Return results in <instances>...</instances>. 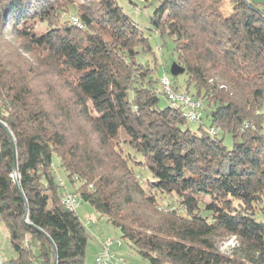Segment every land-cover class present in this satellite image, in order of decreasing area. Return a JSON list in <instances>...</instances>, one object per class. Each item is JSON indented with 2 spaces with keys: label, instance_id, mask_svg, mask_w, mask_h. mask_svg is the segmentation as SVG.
<instances>
[{
  "label": "trees",
  "instance_id": "1",
  "mask_svg": "<svg viewBox=\"0 0 264 264\" xmlns=\"http://www.w3.org/2000/svg\"><path fill=\"white\" fill-rule=\"evenodd\" d=\"M149 22L174 39L208 124L161 104L157 47L118 0H0L8 264H86L92 235L63 203L56 156L147 264H264V4L160 0Z\"/></svg>",
  "mask_w": 264,
  "mask_h": 264
},
{
  "label": "rangeland",
  "instance_id": "2",
  "mask_svg": "<svg viewBox=\"0 0 264 264\" xmlns=\"http://www.w3.org/2000/svg\"><path fill=\"white\" fill-rule=\"evenodd\" d=\"M251 1L257 2L261 6L262 4H264V0ZM118 2L131 15V17L143 27L144 32L146 33V35L149 36L152 44L157 47L158 58L160 62L158 74L162 77V75L166 71L167 74L178 86L179 92H186L187 75L185 73V68L180 65L177 61V55L174 52V39L168 34L165 36L158 34L150 28V15L156 9V6L159 5L160 0H118ZM228 7L230 8L231 5H228ZM163 91L166 95V90L163 89ZM165 95L162 96L161 100V104L163 106L169 105L170 103L168 95ZM203 118V121L208 124L209 121L207 120L205 113ZM188 125L191 126L193 129H196L199 126V122H189ZM212 130L213 129H211V132L214 131ZM225 143L227 147H232L233 138L230 134L226 136ZM55 162L57 166H53L57 167V173H54L57 175V180L58 175H60L63 178V182L66 183L64 186L61 185V187H63V189L65 190V194L69 191L77 192L71 188L65 172L59 166V157H55ZM163 202L168 203L167 200H164ZM75 213H78L77 215H79L80 220L88 227L92 235L87 245V252L85 257L86 264L92 263L96 254L99 252L98 249L100 242L106 239L107 237L119 238L120 240H122L123 245L121 247H115L119 253L127 255L130 259L139 264H147V262L143 260V258L133 248L130 247L129 243L121 238L120 230L114 227L112 223L108 222L105 216H101V214L89 202L83 201ZM87 215H91L95 219V222L87 223ZM236 245H238L236 237L220 238L217 243L220 252L224 253L225 255H230L232 252V248ZM0 253L4 257L6 262H8L12 257L16 255L12 246L11 239L9 238V230L7 228V225L1 219Z\"/></svg>",
  "mask_w": 264,
  "mask_h": 264
},
{
  "label": "built area",
  "instance_id": "3",
  "mask_svg": "<svg viewBox=\"0 0 264 264\" xmlns=\"http://www.w3.org/2000/svg\"><path fill=\"white\" fill-rule=\"evenodd\" d=\"M74 20L77 21L75 17ZM161 85L164 90H166V95H171V103L182 105L185 110L193 114L194 118H196V122L200 123L202 121L204 111L203 101L201 99L195 98L186 92H179L176 90L173 80L166 71L161 77ZM54 172L57 173L56 166H54ZM58 182L60 185L64 186L63 178L60 175H58ZM63 203L64 205L71 206L72 210L76 212L78 207H80L82 204V199L76 192L69 191L64 194ZM86 222L94 223L95 219L91 215H87ZM122 245L123 243L119 241V238L107 237L102 241L99 252L96 254L94 260L90 264H139L137 262H133V260L127 255L121 254L116 250L115 247H121ZM33 263L41 264L36 260ZM0 264H8L1 253Z\"/></svg>",
  "mask_w": 264,
  "mask_h": 264
},
{
  "label": "water",
  "instance_id": "4",
  "mask_svg": "<svg viewBox=\"0 0 264 264\" xmlns=\"http://www.w3.org/2000/svg\"><path fill=\"white\" fill-rule=\"evenodd\" d=\"M0 124H1V125L5 128V130L9 133V135H10V137H11V139H12L13 144H15V141H14V139H13V136H12L11 132L9 131L8 127H7L2 121H0ZM14 165H15V168H16V167H17V152H16V149L14 150ZM14 179H15V182H16V185H17L18 189L21 190V189H20V184H19V181H18V178H17V174H16V172H15V174H14ZM55 255H56V251H55ZM54 264H57V258H56V257H55Z\"/></svg>",
  "mask_w": 264,
  "mask_h": 264
},
{
  "label": "bare ground",
  "instance_id": "5",
  "mask_svg": "<svg viewBox=\"0 0 264 264\" xmlns=\"http://www.w3.org/2000/svg\"><path fill=\"white\" fill-rule=\"evenodd\" d=\"M76 20L77 21H74L75 23H78V19L76 18ZM164 89V88H163ZM168 97H169V100H170V102H171V95H168ZM173 105H175V106H177V104L176 103H172ZM181 106V109H182V111L185 113V115L188 117V119L189 120H192V121H196V118H194V116H193V114H191L190 112H188L187 110H185L184 109V107L182 106V105H180ZM63 184L65 185L66 183L65 182H63ZM80 197H81V199H82V202H83V197H82V195L80 194V193H78V192H76ZM70 210H72V207L71 206H69V205H66ZM74 211V210H73ZM119 241L121 242V243H123L122 242V240H120L119 239ZM27 243V241H25V244ZM133 262H135V261H133Z\"/></svg>",
  "mask_w": 264,
  "mask_h": 264
},
{
  "label": "crops",
  "instance_id": "6",
  "mask_svg": "<svg viewBox=\"0 0 264 264\" xmlns=\"http://www.w3.org/2000/svg\"><path fill=\"white\" fill-rule=\"evenodd\" d=\"M78 214V213H77ZM79 216V215H78ZM9 238H10V235H9ZM101 243H102V241L100 242V245H99V249H98V251L100 250V247H101ZM13 246V245H12Z\"/></svg>",
  "mask_w": 264,
  "mask_h": 264
}]
</instances>
